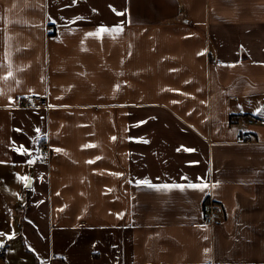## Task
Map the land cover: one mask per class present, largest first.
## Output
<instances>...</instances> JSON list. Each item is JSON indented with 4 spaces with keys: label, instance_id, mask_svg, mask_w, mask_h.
<instances>
[{
    "label": "crops",
    "instance_id": "0c3cea01",
    "mask_svg": "<svg viewBox=\"0 0 264 264\" xmlns=\"http://www.w3.org/2000/svg\"><path fill=\"white\" fill-rule=\"evenodd\" d=\"M257 109L264 0H0V264H264Z\"/></svg>",
    "mask_w": 264,
    "mask_h": 264
},
{
    "label": "snow or ice",
    "instance_id": "6c2138e0",
    "mask_svg": "<svg viewBox=\"0 0 264 264\" xmlns=\"http://www.w3.org/2000/svg\"><path fill=\"white\" fill-rule=\"evenodd\" d=\"M115 11V9H114ZM117 15H125L126 13L124 12H117ZM79 19V18H78ZM123 31V27L122 24L121 25H117L111 28L105 27V26H101L99 29H97L96 32H89L86 35L89 37H96L98 39H102L103 38V34L107 33V34H119L120 32ZM203 53H199L198 55H202ZM231 67H234L235 65H229ZM11 75V73L9 74ZM120 87V85H116L115 88L118 90ZM15 103V101L9 97V106L13 105ZM173 103H175V101H173ZM256 115H264V109H257V112L255 113ZM36 132L39 133L40 129L37 128ZM39 139V137H37V140ZM113 140L116 139V137H112ZM145 143L147 141H144ZM84 147H94V145H85ZM56 151H60V149H55ZM184 151H193L192 149H183ZM18 151L21 152V154L25 155V156H31V152L28 149H25L23 146L20 147V149H18ZM177 151H180V149H177ZM99 159V158H98ZM28 163H33V160H28ZM89 163H93L94 161H88ZM112 175H120L119 173H112ZM19 179L25 181V187H29L30 185V178L27 176L24 177H19ZM159 179V178H157ZM183 180L187 181L186 184H178V183H167V182H162L160 184H154L152 183L150 180L148 179H143V180H138L136 181V185L137 187H147L148 189L157 191V192H165V193H170L174 190H178L180 192H184L187 189H191V190H199L201 192H203L205 189H207L209 187V183L207 182V178L206 177H197L196 180L197 182H192L191 180L188 179V177H182ZM131 183V181H129ZM217 184H212L211 187H216ZM122 215V214H121ZM206 227V226H204ZM4 233H0V236H4ZM14 236L13 234L8 235V239H12ZM207 251V250H206Z\"/></svg>",
    "mask_w": 264,
    "mask_h": 264
},
{
    "label": "built area",
    "instance_id": "2783aa9c",
    "mask_svg": "<svg viewBox=\"0 0 264 264\" xmlns=\"http://www.w3.org/2000/svg\"><path fill=\"white\" fill-rule=\"evenodd\" d=\"M35 102L37 103H43L44 100L42 98H36ZM248 124H254L257 123L256 120L254 119H248L247 120ZM237 141L238 142H251L252 138L248 133H243L239 136H237ZM46 155V152H45ZM48 155V152H47ZM221 206L213 201L212 199H207L205 205H204V220L207 224H213L214 218L216 215L220 212Z\"/></svg>",
    "mask_w": 264,
    "mask_h": 264
},
{
    "label": "rangeland",
    "instance_id": "374dc122",
    "mask_svg": "<svg viewBox=\"0 0 264 264\" xmlns=\"http://www.w3.org/2000/svg\"><path fill=\"white\" fill-rule=\"evenodd\" d=\"M0 189L1 190H3L4 188H2L1 186H0ZM10 201H13V199H10ZM13 203V202H12ZM3 217V214H1V212H0V218H1V220L3 219L2 218ZM3 221V220H2ZM4 224L5 223H7V222H3ZM19 223L17 222V223H13V229H12V234L14 233V229L15 228H17V227H19ZM16 233V232H15ZM15 233H14V235H15ZM7 241V242H6ZM13 242H15L14 241V238H12V239H5V236H3L2 237V240H0V251L4 248V247H6V244H9V243H13Z\"/></svg>",
    "mask_w": 264,
    "mask_h": 264
},
{
    "label": "trees",
    "instance_id": "16d2710c",
    "mask_svg": "<svg viewBox=\"0 0 264 264\" xmlns=\"http://www.w3.org/2000/svg\"><path fill=\"white\" fill-rule=\"evenodd\" d=\"M234 117H235V116L232 115V122H235V118H234Z\"/></svg>",
    "mask_w": 264,
    "mask_h": 264
}]
</instances>
